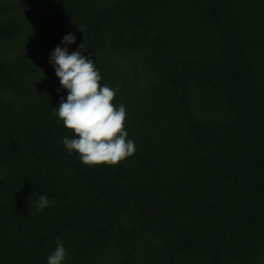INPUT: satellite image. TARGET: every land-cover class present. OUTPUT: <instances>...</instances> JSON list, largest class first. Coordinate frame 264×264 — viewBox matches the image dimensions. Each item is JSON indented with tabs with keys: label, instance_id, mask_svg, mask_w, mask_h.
<instances>
[{
	"label": "trees",
	"instance_id": "16d2710c",
	"mask_svg": "<svg viewBox=\"0 0 264 264\" xmlns=\"http://www.w3.org/2000/svg\"><path fill=\"white\" fill-rule=\"evenodd\" d=\"M69 33L126 107L118 166L62 143ZM57 240L63 264H264V0H0V264Z\"/></svg>",
	"mask_w": 264,
	"mask_h": 264
},
{
	"label": "clouds",
	"instance_id": "9594fccd",
	"mask_svg": "<svg viewBox=\"0 0 264 264\" xmlns=\"http://www.w3.org/2000/svg\"><path fill=\"white\" fill-rule=\"evenodd\" d=\"M79 30L83 32L82 28ZM75 40L74 34L65 35L62 39L65 47L57 45L49 57L60 87L67 91L66 99L61 97L59 106L53 109L64 128L73 133L71 138L65 136L62 143L85 166L115 167L136 151L135 142L128 138L126 130V107L114 102L116 89L101 83L95 61L82 54L87 51L83 43L69 53L66 45L74 44ZM50 203L45 195H40L36 210L42 212ZM67 255L64 245L57 240L47 264H63Z\"/></svg>",
	"mask_w": 264,
	"mask_h": 264
}]
</instances>
